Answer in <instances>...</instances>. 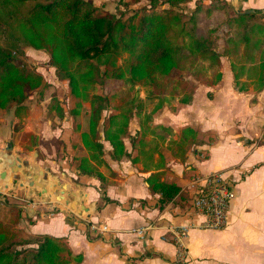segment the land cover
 Masks as SVG:
<instances>
[{"label": "crops", "instance_id": "crops-1", "mask_svg": "<svg viewBox=\"0 0 264 264\" xmlns=\"http://www.w3.org/2000/svg\"><path fill=\"white\" fill-rule=\"evenodd\" d=\"M226 1L235 11L258 10L264 14V0ZM194 2L186 4L190 10ZM219 71L221 79L211 86L197 84L187 104L180 103L178 96H164L163 106L148 122L154 132L144 136L151 143L145 150H154L155 141L160 149V153L153 151L150 161L140 155L136 162L128 157L114 161L105 156L107 166L100 167L109 181L105 193L98 179L80 176L75 169L73 158L87 155L77 120L67 112L62 118L48 117L50 97L29 100V110L20 118L12 110L8 120L0 118V149L5 145L6 152L11 144L13 152L15 148L23 150L21 137L31 132L38 140L33 153L44 151L46 155H40L39 169L20 163L33 170V179L25 183L19 180L18 184L13 179L7 188L9 178L0 179V200L4 205L21 208L18 223L25 232L64 238L74 253H81L82 264H264V88L255 91L251 80L243 75L241 81L248 87L239 91L226 56L221 57ZM150 110L144 108L143 113L133 117L130 136L140 131L144 114ZM159 125L170 128L162 138L157 136ZM186 126L197 131L196 141L186 143L181 158L174 152ZM12 134H16L13 144ZM124 143L128 152L137 156L139 145L132 148L130 137H125ZM103 144L109 149L106 141ZM58 148L73 154L57 157L47 153L57 152ZM20 164L16 167L22 171ZM3 167L0 164V169ZM7 170L10 173L9 167ZM214 170L224 173L235 192L228 223L222 229L199 227L205 216L196 214L191 206L194 193L190 181ZM158 171L163 173L162 179L180 186L172 202L162 209L157 205L158 194L150 193L145 182L149 173ZM32 180L41 185H30ZM104 196L109 200L105 201ZM23 200L34 204L26 205ZM93 223L106 224L108 231H91L89 225ZM148 224L153 228L142 237L129 231ZM180 224H191L184 262H177L176 246L168 232L169 225Z\"/></svg>", "mask_w": 264, "mask_h": 264}, {"label": "trees", "instance_id": "trees-1", "mask_svg": "<svg viewBox=\"0 0 264 264\" xmlns=\"http://www.w3.org/2000/svg\"><path fill=\"white\" fill-rule=\"evenodd\" d=\"M145 1V6L124 17L99 12L93 0H0V111L13 107L17 118L28 112L29 95L48 82L21 57L26 47L45 52L57 78L67 81L73 100L67 111L53 93L46 115L62 118L67 112L76 121L82 104H89L87 126L80 132L87 155L73 160L77 173L98 179L103 193L109 182L100 171L101 166H107L105 156L136 162L139 155L150 161L153 151L160 153L156 141L154 150H145L151 143L144 136L154 132L148 122L163 106L164 96H178L180 103H189L197 84L211 86L221 79V57L230 59L239 91L248 87L241 81L243 75L255 91L264 88V14L258 10L237 12L226 0H195L189 13L181 6L192 0ZM212 17H217L216 23L201 32V20ZM107 80L128 88L114 90L110 97L96 93ZM136 86L146 89L144 99L138 96ZM147 101L153 106L145 112L140 131L130 136V121L144 112ZM158 127L159 138L170 132L168 127ZM196 134L194 128L184 127L174 153L183 158L186 143H194ZM125 137H130L132 148L139 145L137 156L126 149ZM104 141L109 144L107 150ZM37 143L31 132L24 133L20 141L23 150H32ZM162 176L158 171L145 177L150 193L158 194L160 209L180 191V186ZM2 203L0 200V211ZM21 213L20 207L9 206L11 220L0 216V264H82L81 253H74L64 238L18 228Z\"/></svg>", "mask_w": 264, "mask_h": 264}, {"label": "rangeland", "instance_id": "rangeland-1", "mask_svg": "<svg viewBox=\"0 0 264 264\" xmlns=\"http://www.w3.org/2000/svg\"><path fill=\"white\" fill-rule=\"evenodd\" d=\"M93 2L98 7L99 12H101V13L109 12V13H113L116 15H123L124 17L130 15L133 10L139 9V8L146 5L145 0H123V2H121L119 0H93ZM186 4L181 6V8L185 12L189 13L193 9L190 10V7H188V5H186ZM216 20H217V17H214L213 19L207 18V19L201 20V28H202L201 32H203L205 30V28L215 24ZM221 45H222V39L219 38L218 46H221ZM24 52H25V55L21 57V60H23L26 64L34 67L36 70L41 72L44 79L46 80V82H48V85L45 88L39 89V90H34L33 92H31L26 103H28L29 100L34 101L39 97L42 99L48 98L54 93L57 95V97H59L62 100L65 109L68 111V109L71 108L73 105V100L71 99V97L69 96V93H68L67 81L66 80H59L57 78V76L55 75L54 68L48 64V55L41 50H36V49L30 48V47H26ZM208 74H209V71H207V75ZM127 88H128V85L120 84L118 81H114V80H107L106 83L103 86H99L95 90V92L99 93V94H104V95H107L108 97H110L111 93L114 90L120 91V90H126ZM136 89H139L138 96L141 99H144L146 96V89L142 86H136ZM110 101L112 103V101H113L112 98ZM152 105H153L152 102L147 101L145 104V109L146 110L151 109ZM88 106H89L88 103H83L82 107H80L81 115H79L78 118L76 119L77 122L79 123V126L81 127L80 130L85 129L87 126ZM12 110H13V107H11L9 110H6V111H0V118L2 117L5 120H8L10 117V114L12 113ZM132 122L134 123L135 120H133ZM15 136H16V134L11 135L12 140L10 142L12 144H13V142H15ZM55 143H57V142H55ZM58 145H59V147L61 146L60 143H58ZM4 147H5V145H2V147L0 149V157H2L1 155L6 154ZM33 152H34L33 150L28 151V150H20V149L15 148V151L14 152L12 151L10 155L8 154V157H10L12 160H14L15 164L18 167H19V164L21 162H26L28 165L30 164L31 167H37L39 169V167L37 165L38 159L41 157L40 156L41 154H43V155H46V154L44 153V151H42L41 153H39L37 151V153H35V154ZM47 153L48 154L54 153L55 156H57V157H60L63 154H64V156H68V155L73 154V152L68 153L64 148L63 149L58 148L57 152L48 151ZM74 154H77V152H74ZM66 162H69L68 158H67ZM21 167H22V171H20V173L16 174L17 179L15 180V184H18L19 180H21V182L25 183L26 181H28L31 178L33 179V177H34L33 170L25 168L24 166H21V164H20V168ZM10 184H11V182L9 181L8 186ZM7 202H9V201H7ZM0 216L3 220H6V221L11 220V217L9 216V206L8 205H4V203H2ZM16 226L18 228H20L19 223ZM20 229H22V228H20Z\"/></svg>", "mask_w": 264, "mask_h": 264}, {"label": "built area", "instance_id": "built-area-1", "mask_svg": "<svg viewBox=\"0 0 264 264\" xmlns=\"http://www.w3.org/2000/svg\"><path fill=\"white\" fill-rule=\"evenodd\" d=\"M189 188L194 193L191 206L196 214L205 216L204 221L199 225L202 228L222 229L228 223V213L231 202L235 197L232 182L220 170L210 171L201 176H195L189 183ZM26 205L34 202L23 200ZM191 224H180L178 226L169 225L168 232L172 235L173 243L177 250V262H184L187 259V246L185 239L190 230ZM152 224L129 230L137 236L152 229ZM91 231L102 234L108 231L106 224H90Z\"/></svg>", "mask_w": 264, "mask_h": 264}, {"label": "water", "instance_id": "water-1", "mask_svg": "<svg viewBox=\"0 0 264 264\" xmlns=\"http://www.w3.org/2000/svg\"><path fill=\"white\" fill-rule=\"evenodd\" d=\"M243 12H251V10L243 11ZM11 152H12L11 144H8L6 147V154L1 155L2 157H0V164H3L5 166L2 169H0V179L6 180L9 178L10 182H13V179H17L16 174L20 173V171L16 167L15 161L12 160L10 157H8V154L10 155ZM8 167L11 169L10 173L7 170ZM29 183L30 185L33 184L41 185L39 182H36L35 180L29 181ZM6 187H8V184L6 185Z\"/></svg>", "mask_w": 264, "mask_h": 264}]
</instances>
